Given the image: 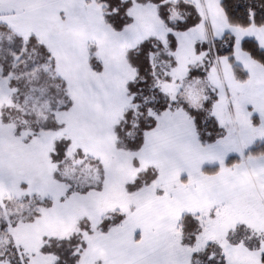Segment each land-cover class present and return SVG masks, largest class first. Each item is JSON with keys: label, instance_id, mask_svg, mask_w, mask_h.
Here are the masks:
<instances>
[{"label": "snow or ice", "instance_id": "snow-or-ice-1", "mask_svg": "<svg viewBox=\"0 0 264 264\" xmlns=\"http://www.w3.org/2000/svg\"><path fill=\"white\" fill-rule=\"evenodd\" d=\"M0 264H264V0H0Z\"/></svg>", "mask_w": 264, "mask_h": 264}]
</instances>
